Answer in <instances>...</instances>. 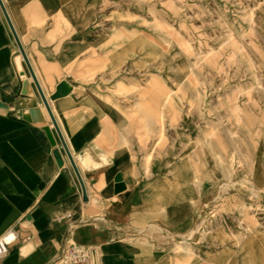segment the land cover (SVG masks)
I'll use <instances>...</instances> for the list:
<instances>
[{"label": "rangeland", "instance_id": "rangeland-1", "mask_svg": "<svg viewBox=\"0 0 264 264\" xmlns=\"http://www.w3.org/2000/svg\"><path fill=\"white\" fill-rule=\"evenodd\" d=\"M145 17L150 67L133 68L130 57L115 64L112 54L130 34L127 28L135 21L142 29ZM91 25L100 33L92 35L98 37L91 43L92 66L81 80L100 90L89 93L82 84L78 89L92 106L102 101L116 107L136 161L133 176L139 185L155 188L154 209L139 213V229L147 222L158 224L153 231L174 242L175 264H217L215 256L229 246L238 250L247 226L264 225V192L255 195L246 188L252 184L257 140L264 143V0H98ZM192 67L183 90L161 112L169 86ZM145 87L150 97L142 94ZM143 98L155 110L138 127L146 117L138 110ZM185 117L195 124L197 150L196 204L189 201L188 207L176 198V165L190 134L182 124ZM220 130L236 147L216 145ZM229 177L234 189L218 198Z\"/></svg>", "mask_w": 264, "mask_h": 264}, {"label": "crops", "instance_id": "crops-1", "mask_svg": "<svg viewBox=\"0 0 264 264\" xmlns=\"http://www.w3.org/2000/svg\"><path fill=\"white\" fill-rule=\"evenodd\" d=\"M1 1L0 237L15 236L0 264H50L72 242L104 247L102 264H175L174 242L153 231L158 224L139 229V213L154 209L155 188L138 184L121 128L78 89L100 90L81 80L92 66V35L100 33L91 11L75 10L73 0ZM63 82L70 89L52 99ZM29 100L42 120L32 119Z\"/></svg>", "mask_w": 264, "mask_h": 264}, {"label": "bare ground", "instance_id": "bare-ground-1", "mask_svg": "<svg viewBox=\"0 0 264 264\" xmlns=\"http://www.w3.org/2000/svg\"><path fill=\"white\" fill-rule=\"evenodd\" d=\"M73 6L74 8L80 9V6H85L87 10H90L91 13L94 12V7L98 0H73ZM79 1L85 3H79ZM89 8H87V7ZM142 24H144V27L141 29L138 24L134 21L132 23L133 26L130 28H127L130 30V34L127 38L122 39V46H120V49L113 51L112 59L115 64L120 63V61L123 58L130 57L131 61L133 63V68L144 66L146 69L150 67L149 61L152 56V46L150 43V37L149 33L146 29L150 27L149 18L145 17L142 21ZM120 30V29H119ZM193 67L187 69H183L184 74L182 77H180L178 80L174 82V85L169 86V90L166 92V95L164 97L162 106L160 107V111H164L166 107L170 106L169 102L172 100V97L174 94L177 93V90L180 91L183 90L185 87V78H188V75L191 71H193ZM135 70V69H133ZM149 74H145V79L149 78ZM143 95H147V97H150L152 94L149 88H144L142 91ZM146 98V97H145ZM143 98L141 100V105H139L138 110H141V112L146 115L145 119L143 121H140L141 123H138V127L147 124L149 121L148 119H151L147 117L148 115H154L155 109H152L151 107L145 105L146 99ZM149 99V98H148ZM140 103V102H139ZM99 108L102 110V112H105L108 114L114 121L117 122L118 125H121L124 123V118L122 115L119 114V111L116 109V107L109 105L108 103H104L102 101H98ZM237 105V104H236ZM150 109H152L150 111ZM160 112V113H161ZM261 112H264V108ZM182 124L186 126L188 124L189 127V137L185 140L184 146L182 149H180V156L179 160L176 165V169L178 170V177H179V183H178V196L176 197L181 202H184L183 207L187 206V202L190 201V206H193L196 204L195 200V192H196V184H195V178L197 173L195 167V157H196V140H195V124H193L192 120L190 119L183 120ZM226 133H222L220 130L218 132V138L216 140V145L220 147H228L229 145L235 146V143L230 141L227 136H225ZM214 143V141H212ZM188 146V148H187ZM257 148L258 153L256 154L254 158V164L252 166V184L251 186L246 187L247 190L252 189L254 191L255 195H259V193L264 192V169H263V163L261 161V153L264 152V143L263 141L257 140V145L255 146ZM188 153V155H186ZM264 158H262L263 160ZM234 172H232L233 175ZM231 175V176H232ZM232 177H229V181L225 183V185L221 186L219 189L221 197V193L225 194L227 192H230L233 188V184L235 181L231 180ZM257 184V185H256ZM224 190V192H222ZM232 194V192H231ZM237 194V193H234ZM186 201V202H185ZM192 209V208H191ZM191 216L194 217V211L192 209ZM196 229H192L191 233L196 231ZM5 239L8 242H12L14 239V233L13 232H7L4 234ZM233 252L230 254V252ZM96 255H97V264H102V259L104 256V247L96 246ZM215 263L217 264H264V225L263 224H257L255 226L249 227L247 226L246 231L244 232V236L242 237V240L240 243H238V250H233L231 246L228 247V250H226L224 253L216 255L215 256Z\"/></svg>", "mask_w": 264, "mask_h": 264}, {"label": "built area", "instance_id": "built-area-1", "mask_svg": "<svg viewBox=\"0 0 264 264\" xmlns=\"http://www.w3.org/2000/svg\"><path fill=\"white\" fill-rule=\"evenodd\" d=\"M5 235L0 237V257L8 252V242ZM52 264H97L96 247L71 243L66 246L62 255L57 257Z\"/></svg>", "mask_w": 264, "mask_h": 264}, {"label": "water", "instance_id": "water-1", "mask_svg": "<svg viewBox=\"0 0 264 264\" xmlns=\"http://www.w3.org/2000/svg\"><path fill=\"white\" fill-rule=\"evenodd\" d=\"M0 1H1V0H0ZM1 3H2V1H1ZM2 4H3V3H2ZM20 48H21L22 54H23V56H24V59H26V55H25V53H24V51H23V49H22L21 44H20ZM26 62L28 63L27 60H26ZM34 79H35V78H34ZM35 80H36V79H35ZM36 83H37V86H38V90H39L40 96H41V98H42V100H43V102H44V104H45L47 110H48L49 112H51L49 102H48V100H47V98H46L44 92H43L42 89L40 88V86H39L37 80H36ZM69 89H70V88L68 87V85H67L65 82H63V83H61V84L57 87L56 92L51 96V98L54 99V98H56V97H58V96H60V95H63V94L66 93ZM23 92H24V94L28 95L29 97L33 95V92L30 90V87H29V84H28V81H27V80H25L24 83H23ZM0 104L2 105V103H0ZM27 105H29V106L31 107L30 112H31V115H32V119H33L34 121H38V120H42V119H43L42 114H41V112H40V109H39V107L36 105V103H35L34 101H30V100H29ZM53 121H54V126H55V128H56V130H57V132H58V135H59V137H60V139H61V141H62V143H63V146L65 147V149H66V151H67L69 157H70L71 160H72V156H71V154H70V152H69V150H68V148H67V145H66V143H65V141H64V139H63V136H62V134H61V132H60V130H59V127H58L56 121L54 120V118H53ZM50 134H51V133H50ZM51 139H52V142L55 143V140H54L52 134H51ZM116 181H117V182H121V181H122V175H121V174H118V175L116 176ZM120 188H121V185H118V189H120ZM31 248H32V243H27V244L25 245V247H24L23 249H21V253H22V254H25V253H26L28 250H30Z\"/></svg>", "mask_w": 264, "mask_h": 264}]
</instances>
